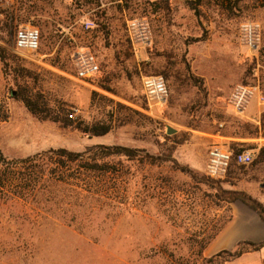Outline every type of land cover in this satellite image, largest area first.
<instances>
[{"label": "rangeland", "instance_id": "1", "mask_svg": "<svg viewBox=\"0 0 264 264\" xmlns=\"http://www.w3.org/2000/svg\"><path fill=\"white\" fill-rule=\"evenodd\" d=\"M32 1L42 8L20 19L21 0H0V44L33 72L40 88L34 91L51 105L74 107L75 123L81 126L104 122L111 129L90 136L81 128L32 115L10 96L12 81L0 61V154L21 158L49 148L81 151L101 143L172 161L149 166L123 159L129 174H107L102 194L71 206L60 200L68 193L60 188L36 204L0 195V264L195 261L200 241L230 214L224 191L240 190L246 178L244 169L208 178L204 167L209 147L256 146L251 140L255 137L239 128L244 122L260 124V119L256 123L243 116L256 113V96L243 115L232 111L228 96L235 83L245 81L264 91V0H200L196 11L188 0H129V7L121 5V10L118 0H81L79 5L69 0ZM136 15L150 21L148 49L135 50L125 30L126 19ZM95 19L107 21L108 38ZM246 20L261 27L255 50L239 38L240 23ZM25 24L48 35L40 49L14 48L15 30ZM80 47L97 56L106 80L92 83L74 77L65 59ZM186 68L194 79L188 80ZM145 75L163 77L168 90L164 103L147 99L141 82Z\"/></svg>", "mask_w": 264, "mask_h": 264}, {"label": "trees", "instance_id": "2", "mask_svg": "<svg viewBox=\"0 0 264 264\" xmlns=\"http://www.w3.org/2000/svg\"><path fill=\"white\" fill-rule=\"evenodd\" d=\"M69 1L75 5H79L81 2V0ZM96 1L101 4L100 0ZM199 1L200 0H188L187 2L189 7L196 11ZM128 2L129 0H121V2L118 0L117 6L121 10V5L129 7L130 4ZM41 8V5L36 1L21 0L17 17L20 19L28 18L34 11ZM100 11H105V8ZM102 16L103 15H101V17ZM93 18L94 16H92L94 22ZM95 20L97 28L102 32L103 37L108 38L111 31L107 21ZM59 34L61 35L62 33L56 32L57 36ZM46 35V33L40 31L39 49L40 46L43 45L42 40L48 37V35L45 37ZM150 46H148L147 49L150 48ZM6 50L5 46L0 44L2 70L7 79L8 76L10 77L8 80H11L13 85V87H10V96L21 101L32 115L40 119L56 122L65 128H81L90 136H101L110 131L111 125L109 123L94 122L87 123L84 126L75 123L76 115L74 107L65 108V106H61L60 103L59 105L57 103L51 105L49 103L50 100L39 92L40 88L36 84V77L33 72L27 69V67H24L19 58L7 54ZM129 52L130 50L127 51L126 54ZM65 61L70 62L73 73H75L71 55L70 58L66 57ZM253 71V69L250 70L252 73ZM161 73L164 74L163 71H161ZM186 75L188 80L194 79V75L191 74L189 68H186ZM100 80L101 82L106 80L101 68H99L96 75L89 79V82L98 83ZM196 80L200 81L201 79ZM240 83L254 85L246 81ZM35 88L39 91H34ZM260 89L263 91L262 88ZM239 128L252 137L264 136V114L260 116L259 125H252L248 122H244L239 125ZM229 148L234 151L245 149L234 145L229 146ZM263 155L264 147H261L258 156ZM123 159L149 166H153L159 161H172L167 157H159L136 148L101 143L88 146L81 151H74L65 147L49 148L21 158H5L0 154V195L7 198H11V196L18 197L36 204L40 202L42 198L48 199L52 193L60 188L62 192L68 191V193L66 192L67 194L63 196L64 198L60 197V200H63L62 203L69 206L75 205L77 201L88 195L102 194L105 190L103 180L107 174H117L119 177L124 174H129V167L124 166ZM178 168L180 170H186L183 166H179ZM229 171L230 169L228 172ZM115 188L119 189V186ZM224 194H227L226 198L221 197V195L218 196L222 199L224 198L228 204L234 201H241L254 209L264 219V206L245 191L231 189L224 191ZM228 209L230 210V214L223 223L214 226L212 232L200 241L199 249L196 253L197 259L194 261L193 257H189L186 260L183 259V261L178 260L177 264H226L227 261L236 258L243 252L257 250L264 245V240L259 242L241 240L232 249L221 250L208 257L204 256L203 251L206 246L222 230L225 224L231 220V207Z\"/></svg>", "mask_w": 264, "mask_h": 264}, {"label": "built area", "instance_id": "3", "mask_svg": "<svg viewBox=\"0 0 264 264\" xmlns=\"http://www.w3.org/2000/svg\"><path fill=\"white\" fill-rule=\"evenodd\" d=\"M125 30L135 50L146 49L151 45V24L145 16L126 19ZM239 38L248 49H257L261 40L260 24L251 20L243 21L239 26ZM39 45L40 31L37 27L25 24L16 28L13 43L16 50L32 52L36 51ZM71 58L76 79L89 82V79L98 73L99 62L89 49L77 48L72 52ZM141 82L148 100L158 104L167 100L168 90L161 75H145ZM254 96H256L258 104L264 105V94L257 85L235 83L228 96V105L234 113L242 114ZM254 160L255 152L253 149L234 151L230 148L214 145L208 149L204 172L211 178H221L226 175L232 165L247 166Z\"/></svg>", "mask_w": 264, "mask_h": 264}, {"label": "crops", "instance_id": "4", "mask_svg": "<svg viewBox=\"0 0 264 264\" xmlns=\"http://www.w3.org/2000/svg\"><path fill=\"white\" fill-rule=\"evenodd\" d=\"M256 105L257 110L254 115L245 114L248 108L243 113L245 115H242L258 123L261 112L264 111V105L258 104L257 99ZM234 139L241 140V143L244 142V139ZM251 140H254L256 144L255 148H253L255 152V160L253 163L247 166L232 165L230 171L245 170V186L240 187V190L245 191L264 206V155L258 156L261 147H264V136L251 138ZM214 145L229 148L225 144L216 143L212 146ZM240 174L243 175V173ZM231 212V220L225 224L222 230L206 246L203 251L204 256L208 257L221 250L232 249L241 240L252 242L264 240V219L254 209L241 201H234L231 203ZM226 264H264V245L257 250L243 252L236 258L227 261Z\"/></svg>", "mask_w": 264, "mask_h": 264}, {"label": "water", "instance_id": "5", "mask_svg": "<svg viewBox=\"0 0 264 264\" xmlns=\"http://www.w3.org/2000/svg\"><path fill=\"white\" fill-rule=\"evenodd\" d=\"M171 131H172V129L169 128V129H168V132H171Z\"/></svg>", "mask_w": 264, "mask_h": 264}]
</instances>
